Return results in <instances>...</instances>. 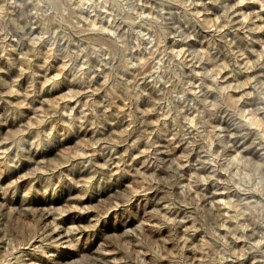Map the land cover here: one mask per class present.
<instances>
[{
    "label": "rangeland",
    "instance_id": "1",
    "mask_svg": "<svg viewBox=\"0 0 264 264\" xmlns=\"http://www.w3.org/2000/svg\"><path fill=\"white\" fill-rule=\"evenodd\" d=\"M0 264H264V0H0Z\"/></svg>",
    "mask_w": 264,
    "mask_h": 264
},
{
    "label": "bare ground",
    "instance_id": "2",
    "mask_svg": "<svg viewBox=\"0 0 264 264\" xmlns=\"http://www.w3.org/2000/svg\"><path fill=\"white\" fill-rule=\"evenodd\" d=\"M233 137V136H229ZM219 194V192H214V195ZM218 196V195H216ZM50 238L57 243L58 247L66 248L68 247L69 242L71 241L70 231L67 229H61L54 231Z\"/></svg>",
    "mask_w": 264,
    "mask_h": 264
}]
</instances>
